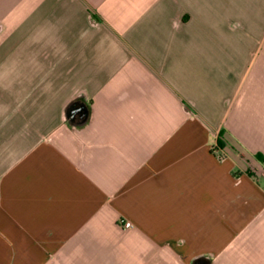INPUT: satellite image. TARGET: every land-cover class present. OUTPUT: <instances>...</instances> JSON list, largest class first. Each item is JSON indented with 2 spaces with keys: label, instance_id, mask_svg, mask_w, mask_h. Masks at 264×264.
Listing matches in <instances>:
<instances>
[{
  "label": "crops",
  "instance_id": "crops-1",
  "mask_svg": "<svg viewBox=\"0 0 264 264\" xmlns=\"http://www.w3.org/2000/svg\"><path fill=\"white\" fill-rule=\"evenodd\" d=\"M0 264H264V0H0Z\"/></svg>",
  "mask_w": 264,
  "mask_h": 264
},
{
  "label": "built area",
  "instance_id": "built-area-1",
  "mask_svg": "<svg viewBox=\"0 0 264 264\" xmlns=\"http://www.w3.org/2000/svg\"><path fill=\"white\" fill-rule=\"evenodd\" d=\"M122 224L126 228H132V227H134V223L131 220H122Z\"/></svg>",
  "mask_w": 264,
  "mask_h": 264
},
{
  "label": "trees",
  "instance_id": "trees-1",
  "mask_svg": "<svg viewBox=\"0 0 264 264\" xmlns=\"http://www.w3.org/2000/svg\"><path fill=\"white\" fill-rule=\"evenodd\" d=\"M76 107H77V104H75V103L73 105H71L69 110H68V113L71 115L75 111Z\"/></svg>",
  "mask_w": 264,
  "mask_h": 264
},
{
  "label": "flooded vegetation",
  "instance_id": "flooded-vegetation-1",
  "mask_svg": "<svg viewBox=\"0 0 264 264\" xmlns=\"http://www.w3.org/2000/svg\"><path fill=\"white\" fill-rule=\"evenodd\" d=\"M70 116L72 117L73 115L71 114Z\"/></svg>",
  "mask_w": 264,
  "mask_h": 264
}]
</instances>
